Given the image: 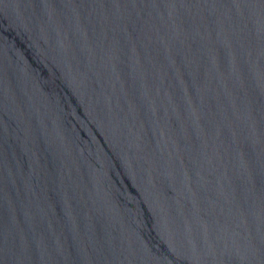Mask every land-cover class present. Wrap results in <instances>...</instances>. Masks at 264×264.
<instances>
[{
	"label": "water",
	"instance_id": "water-1",
	"mask_svg": "<svg viewBox=\"0 0 264 264\" xmlns=\"http://www.w3.org/2000/svg\"><path fill=\"white\" fill-rule=\"evenodd\" d=\"M0 264H264V0H0Z\"/></svg>",
	"mask_w": 264,
	"mask_h": 264
}]
</instances>
